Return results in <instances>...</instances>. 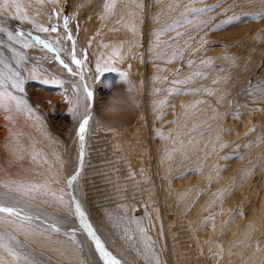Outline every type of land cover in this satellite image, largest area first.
Returning <instances> with one entry per match:
<instances>
[{"label": "rangeland", "instance_id": "rangeland-1", "mask_svg": "<svg viewBox=\"0 0 264 264\" xmlns=\"http://www.w3.org/2000/svg\"><path fill=\"white\" fill-rule=\"evenodd\" d=\"M42 1L37 11H44L45 17L36 19L23 11L27 18L15 20L53 45L59 38V55L74 71L80 69L71 61L68 52L72 43L65 38L68 33L74 36L82 52L83 81L78 75H70L55 59L56 54L40 45L51 59L47 58L40 82L33 83L38 86L40 98L46 93L62 100L55 109L48 107V100H45V110L54 127L71 135V148H78L79 156H74L73 165L64 169L62 176L66 179V174L71 176L75 169L79 178L81 168L93 166L86 158L92 143L101 148H111L113 142L117 144L104 152L95 148L99 160L104 159L107 164L106 168L98 169L100 174H109L103 180L105 192L113 196V200L105 199L112 202L111 205H103L98 210L111 237V247L106 246L108 250L122 264H157V259L159 264H186L187 251L175 242V227L184 224L185 217L202 206L200 215L208 221L204 233L212 231L213 222L219 225L213 237L217 251L209 261L241 264L244 249L236 244L240 225L252 222V210L257 209L258 213L264 210V19L244 13L264 11V0H195L193 6L197 8L219 5L200 13L188 9L189 0H78L77 6L74 0ZM105 4L112 7L105 10ZM140 4L143 7H138ZM65 17L68 18L67 27ZM202 20L208 23L201 25ZM0 25L12 27V23L1 17ZM38 25L55 26L58 31L42 32ZM107 26L114 38L129 37L127 55L120 63L119 58L117 62L103 63L107 49L101 40ZM161 28L165 31L158 39ZM0 36L6 39L5 34L0 33ZM174 51L182 58L169 62ZM33 55L46 57L42 53ZM190 59L194 60L191 66L187 63ZM201 61L210 63L202 65ZM193 70L201 71L204 77L188 80ZM122 73L128 74L127 80L122 78ZM52 79L64 83H44ZM184 80L188 82L174 83ZM87 81L93 96L89 111L81 114L85 92L81 85ZM189 114L192 117L187 121ZM86 115L90 120L81 159L79 136L75 125L71 128L74 121L81 123ZM63 119L64 126L61 125ZM200 121L203 125L199 128L203 129L198 133L193 125ZM217 123L223 124L225 130L206 158L211 165L208 167L198 163L204 154L188 155L182 146L191 142L195 135H205L206 129ZM102 131L112 133L105 138L111 141L101 138ZM122 136L139 146L141 162L144 158L149 161L151 186L149 179H144V167L135 171L129 166V160L122 153L126 149ZM112 156L118 157L114 165ZM164 159L168 164L166 172L162 170L164 162L161 160ZM112 170L118 173L117 179L116 174L115 179H111ZM204 175L209 179L191 193L184 215L177 216L165 209L171 198L162 195L163 182L183 185L188 179ZM73 182V185L77 183V179ZM69 199L73 202V195ZM243 220L246 221L238 224ZM70 223V216L59 223L63 229L61 233L80 243L77 231L74 239L71 230L66 231ZM140 228L146 231L141 233ZM189 229L188 237L193 246V234ZM262 229L257 236L262 243L252 252L257 264H264V227ZM204 233L201 234L202 244L206 242ZM117 247L130 251L128 262H124ZM194 248L203 257V250ZM94 257L97 258L95 264H103L96 249ZM84 260L82 252L77 263L92 264Z\"/></svg>", "mask_w": 264, "mask_h": 264}, {"label": "bare ground", "instance_id": "bare-ground-1", "mask_svg": "<svg viewBox=\"0 0 264 264\" xmlns=\"http://www.w3.org/2000/svg\"><path fill=\"white\" fill-rule=\"evenodd\" d=\"M74 1L75 6L77 4L79 5L78 0ZM6 2L12 6L4 7L2 10L3 13L0 11L2 13L0 17L10 24L12 23L13 28L10 26L9 29L11 28L15 32H24L29 42L36 41L35 38L40 37V34L28 31L25 26H22L18 21L13 19L11 17L15 13L13 0H0V5H4ZM15 2L21 5L23 11L27 13V16L36 19L45 17L44 11L41 13L37 11V8L43 4L42 0H15ZM21 3H24V5L22 6ZM106 22L108 25L107 20ZM105 29L106 31L101 40V44L107 49V52L104 53L105 59L103 63L117 62L118 58L120 63L124 59L123 57L127 55L126 51L129 37L125 35L121 38H114L113 32L110 33L108 26ZM3 38V36H0V40L6 41ZM32 45L31 48L27 49L23 48L20 44L15 45L27 57L24 61V68L22 69L25 78L23 85L24 91L17 94L27 101V105L31 111L29 112L28 108L24 107L20 109L13 107L11 111L7 108L0 107V193L6 192L11 197H16L22 201H29L34 206L30 211L38 215L41 219L34 221V226H29L26 223L22 224L14 217L7 216V214H0V230L3 231L5 236L15 237L17 241L21 242L16 245L21 253L19 261L15 260L2 249H0V260L3 261V264H58L59 262L61 264H78V258H80V255L82 256L83 252V258L85 259L83 262L95 264L97 258L94 257V243L87 235V230L83 228L78 217L75 215L74 204L70 201L69 196L73 195V199L80 202L89 222L93 225L98 235L107 242L106 246L111 247L110 234H108L107 229L104 227L103 221L100 218L101 214L98 213V210L103 205H111L112 202L106 201L105 199L110 197L113 200V196L105 192L103 180L107 179L109 174H100L98 169L99 167L106 168L107 164L104 159L99 160L98 151L95 148L104 152L107 149L114 148L117 144L113 142L111 148H101L99 144L92 143V146L87 150L86 158L89 160V163H93V166H84L81 168L80 172H82V175L79 178L77 177V183L74 185L73 181H71V184L67 183V180L69 182L68 178L70 176L66 174L65 179L62 173H65L64 169H69L73 165L72 160L74 156H79L78 148H71V135L63 134L58 128L54 127L53 122L46 113V106H44L45 100H48L47 106L53 109L62 100L59 101L53 95L46 93H43V99L40 98V93L37 91L38 86L33 84L40 82L39 80L42 78L43 72L47 67V58L51 59V57H47L48 53L42 49L41 44L32 42ZM1 48L4 50V53ZM71 49L72 43L68 48V52ZM0 50V55L15 65L11 50L3 44H0ZM75 52L77 58L81 59L82 52L77 42H75ZM34 53H42L46 57L42 58L41 56H37L36 58L33 55ZM88 83L87 81L84 84L87 85V90L90 91ZM84 84L81 85L82 91L84 90ZM82 101L80 113L87 114L89 111L90 97L86 91L82 94ZM191 117L192 114H189L186 120L190 121ZM78 122L74 121L71 128L73 129L75 125L74 130L76 134L78 133L80 125ZM61 123L62 126L65 125L64 119ZM201 125H203L202 121L193 125L198 133L200 129H203L199 128ZM67 126L68 124L66 125V132L68 130ZM134 127L138 128V126ZM139 129L142 130L141 126H139ZM224 130L225 126L217 123L215 127L206 129L205 135H195V138L191 142L183 145L182 148L188 155H195L196 153L204 154V157L201 155L202 158L199 159L198 163H205L208 167H211L209 162L206 161V158L214 150L216 142L222 138L221 136L224 134ZM102 132L101 138L104 140L112 135V133L108 134L109 132L106 131ZM121 138L122 141L124 140L126 146V149L122 153H124L125 159L129 160V166L135 171H138L139 167H144V179H149L151 186V168L149 161L145 160L146 158L142 156L144 159L141 162L139 146H135L132 142H127V139H124L123 136ZM101 141L102 144H105L103 140ZM117 158L112 156L113 165L116 161L118 162ZM161 161L164 162L162 170L166 172L168 170V164L165 159ZM74 171L72 170V174H74ZM115 174L117 179L118 173L112 170L111 179H115ZM208 179L209 177L204 175L196 179H188L183 182V185H172L170 181L163 182L162 195L171 198L170 203L165 204V209L171 210L177 216L184 215L190 205L191 193L197 190ZM113 184L116 185L117 182ZM5 185H8V187H5ZM19 185H23L24 187L39 186V188L25 196L20 192L12 191V189ZM106 187L109 189L108 184H106ZM75 192L77 193V197H75ZM5 202L9 203L10 201L5 198ZM201 208L202 206H199L196 213H189L183 221L184 224L175 227V242L177 245L183 246L185 251H187L186 264H196L197 261H199V264H205L204 261L208 264H213L212 261H209L210 256L216 254L213 252L217 251L213 237L219 231V225L216 224V221L213 222L212 231L204 233L208 221L200 215ZM256 210L254 209L251 212V223L241 224L246 220L238 223L241 224V229L237 234L236 244H239L244 249L241 252V264L258 263L257 257L252 252L255 247L262 243V241L257 240V236L264 227V210L261 213H258ZM74 215L76 217H74L75 219L73 218ZM68 216H70L71 223L66 226V231L75 228L79 233L80 243L72 241L69 236L63 233H53L46 227L47 222H51L52 220L60 223ZM186 227L187 232L185 231ZM189 228H191L193 234V246L203 250V257L190 242V238L188 237ZM203 233L206 235L205 244L201 243V234ZM117 250L124 262H128V259L131 257L129 255L130 251L122 247H117ZM227 264H230V262L228 261Z\"/></svg>", "mask_w": 264, "mask_h": 264}, {"label": "snow or ice", "instance_id": "snow-or-ice-1", "mask_svg": "<svg viewBox=\"0 0 264 264\" xmlns=\"http://www.w3.org/2000/svg\"><path fill=\"white\" fill-rule=\"evenodd\" d=\"M159 2V0H158ZM13 4L15 6V13L16 15L13 17L14 19L23 20L26 19V15H23V9L19 3H16L15 0H13ZM195 4V0H189V5L187 6L188 9H190L191 12H205L214 9L215 7H219V5H206L205 7L197 8L193 5ZM12 5H9L7 2L4 5H0V11L3 10L4 7H10ZM110 7H112L111 4H105V10H108ZM138 7H143L142 4L138 5ZM244 15L253 16L255 18L264 19V11L260 12H245ZM158 18V17H157ZM65 19V27H67V17ZM32 23H35V21H32ZM201 25H205L208 22L207 21H201ZM39 30L42 32H57L58 29L55 26L51 27H45L43 25H38ZM165 31L164 28H161L158 30L157 38L159 39V34L163 33ZM0 33L5 34L6 41L0 40V44H7V47L11 50L13 53V59L15 60V65L4 58L2 55H0V107L7 108L9 111L12 110L13 107L20 109L22 107L28 108L29 112L31 109L27 105V101L24 100L21 96H19L17 93H22L24 91L23 85H24V76L22 69L24 68V61L27 59L26 55L22 53L19 49L15 47V45L20 44L23 46V48H31L33 45L29 42V40L26 38L24 32H15L3 25H0ZM179 35V33H177ZM67 40L72 41V49L69 52V55L71 57V61L77 66V68L80 69V71H74L73 68L70 66L69 63H66L59 55L61 49L59 47L60 40L59 38L56 39L55 45L50 43L46 39H41L40 37H36V42L43 45L44 48L50 49L52 52H54L55 59L59 61V63L63 66L64 69L67 70V72L72 76H79L81 81L84 80V73L82 64L83 61L81 59H78L75 52V41L73 40V37L71 33H68L65 37ZM158 58L159 54H158ZM182 58V55H179L177 52H173L171 55V60ZM188 65L191 66L194 64V60L190 59L187 61ZM210 61H201V64H208ZM100 68V65L97 64V69ZM122 78L124 80H127L128 74L122 73ZM204 73L198 70H193L192 75L188 77V80H191L193 77H204ZM188 80L184 81H174V83H187ZM59 83L63 84L64 81L62 80H56L52 79L45 80L44 83ZM84 89L87 92V95L89 97L93 96V93L87 90V85L84 84ZM78 90V88H77ZM195 90V89H193ZM209 94H212L211 92ZM90 116L84 117L82 122L79 125L78 129V136L79 141L81 144V152L80 156L81 159L84 155V144L86 139V130L87 125L89 123ZM79 175V172H76L72 174L68 179L69 183L71 184V181H75ZM15 183V182H13ZM5 187H8V185H5ZM39 186L35 187H24L23 185H19L16 188L12 189V191L20 192L23 195L27 196L30 192L38 190ZM5 198H7L9 203L5 202ZM74 204V213L78 217L80 224L87 230V235L91 238V241L94 243L96 251L99 253L100 258L103 261V264H122V262L117 259L106 247L105 242L102 240V238L97 234L96 230L94 229L93 225L89 222V220L86 217L85 211L82 209V206L78 200L73 199ZM22 205V206H21ZM34 206L29 203L27 200H20L16 197L9 196L8 193H0V214H7V216L14 217L15 219L19 220L22 224L26 223L29 226H34V221H39L41 218L38 215H35L30 210ZM139 224V222H137ZM46 227L48 230H50L53 233H61L62 225H60L57 222H47ZM141 233H144L146 230L143 228H140ZM75 232L76 229H71V235L72 238H75ZM67 234V233H66ZM21 242L17 241L15 237L11 236H5L3 234V231L0 230V249L7 252L10 256H12L15 260L19 261L21 258V253L19 251V248L16 246L20 244ZM0 264H3V261L0 260ZM157 264H159V261L157 259Z\"/></svg>", "mask_w": 264, "mask_h": 264}]
</instances>
